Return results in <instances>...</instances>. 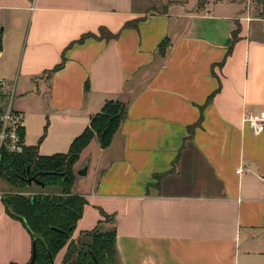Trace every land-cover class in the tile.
I'll return each instance as SVG.
<instances>
[{
  "label": "crops",
  "instance_id": "1",
  "mask_svg": "<svg viewBox=\"0 0 264 264\" xmlns=\"http://www.w3.org/2000/svg\"><path fill=\"white\" fill-rule=\"evenodd\" d=\"M263 10L244 0H0L1 33L31 20L19 65L22 96L49 94L43 109L25 106L48 125L40 156L67 153L107 101L127 105L111 145L95 138L80 155L89 180L73 191L86 201L74 238L115 227L118 264H264V133L244 122L264 110ZM136 20L116 40L68 49ZM31 257V236L0 194V264Z\"/></svg>",
  "mask_w": 264,
  "mask_h": 264
},
{
  "label": "trees",
  "instance_id": "2",
  "mask_svg": "<svg viewBox=\"0 0 264 264\" xmlns=\"http://www.w3.org/2000/svg\"><path fill=\"white\" fill-rule=\"evenodd\" d=\"M139 21L141 20L126 23L116 34L104 27L99 29L98 35L84 34L79 40L71 43L68 49L82 45L91 38L99 41L116 40L123 30L137 28ZM239 30L238 27L233 33V44L239 39ZM168 44L169 41L166 39L159 45L161 55H165ZM232 47L233 45L229 49V54L232 52ZM65 63L64 53L61 62L51 70L50 74L62 70ZM219 90L209 96L206 105L212 102ZM126 117L127 105L120 101L109 100L101 111L91 118L89 126L73 141L67 153L53 156L39 155V147L47 135V125L37 145L28 147L22 155L7 156L4 162V179L14 193L3 196V199L9 215L24 225L31 236L32 245L35 242V264H54L55 258L64 248H67V255L63 264H68L72 256L75 257L71 264H118L115 227L110 231H102L98 226L92 231L81 233L77 240L73 239L77 224L83 216L86 201L84 197L73 194L72 190L74 167L81 153L95 138L99 140L102 149L108 148ZM201 122L202 117L189 128L191 136ZM28 170L43 183L44 188L37 184H33L34 186H39L43 190L53 188L52 193L49 191L48 194L27 196L22 192L21 190L31 189L33 186H29L25 181ZM104 216L110 219L108 215L104 214Z\"/></svg>",
  "mask_w": 264,
  "mask_h": 264
},
{
  "label": "rangeland",
  "instance_id": "3",
  "mask_svg": "<svg viewBox=\"0 0 264 264\" xmlns=\"http://www.w3.org/2000/svg\"><path fill=\"white\" fill-rule=\"evenodd\" d=\"M263 0H244L245 2V7L248 12L258 14L262 12V3ZM32 2V1H31ZM264 11V10H263ZM18 14V13H17ZM22 18V16H21ZM23 21L20 20L18 23V26H8L6 28L5 32L1 33V28L0 26V36L4 35L2 38V51L3 52V57L0 59V78H3L7 80L10 84H14L16 81L15 85V98H14V111H22L26 114L29 113V110L25 107L27 104L35 105V107H40L43 109L46 106V103L48 101L49 94L48 92H44L46 94V97H41L37 98L34 96V94H29L28 96H22V86L24 82V77L22 72L20 71V61L23 59L24 55V44L26 45L27 38L29 36V32L31 29V20L30 18L25 19V23L23 24ZM16 57V62H14L13 69L10 70L7 67V62L12 61ZM5 71L9 72L8 77L3 74ZM30 89L32 91H35L34 86H30ZM36 111V110H35ZM28 112V113H27ZM42 123L40 120H38L37 117H27L26 122H25V128H26V140L28 144H38L39 139L44 135L45 132V124L43 127ZM40 127L42 128L43 133L41 134L40 138L36 142V137L39 133ZM48 132V129H47ZM43 143V142H42ZM34 146V145H33ZM89 161V155L84 154L82 159L75 165L74 167V181H73V190L76 191L77 186L81 185L83 181H88L89 179V169H88V164H86ZM87 168L88 175L83 176L80 174V172L84 169ZM13 189L9 186L8 182L4 178H0V194L2 196L9 195L12 192ZM24 192L27 196L29 195H40V194H45L48 192V190H43L39 186H32L31 189L25 188L24 190H21ZM102 231H110V227H104L102 226L100 228ZM80 243H86V242H80ZM70 264V263H68Z\"/></svg>",
  "mask_w": 264,
  "mask_h": 264
},
{
  "label": "built area",
  "instance_id": "4",
  "mask_svg": "<svg viewBox=\"0 0 264 264\" xmlns=\"http://www.w3.org/2000/svg\"><path fill=\"white\" fill-rule=\"evenodd\" d=\"M15 85L0 78V178H4V162L7 156L22 155L29 147L25 141V122L27 115L14 111ZM254 135L264 133V110L245 116Z\"/></svg>",
  "mask_w": 264,
  "mask_h": 264
},
{
  "label": "water",
  "instance_id": "5",
  "mask_svg": "<svg viewBox=\"0 0 264 264\" xmlns=\"http://www.w3.org/2000/svg\"><path fill=\"white\" fill-rule=\"evenodd\" d=\"M81 175L83 176H87L88 175V171L87 168L82 170L80 172ZM25 181L28 183L29 186H32L33 184H37L39 186H41L42 188H44V185L42 182H40L36 176L31 175L30 170H28V177L25 179ZM33 254H32V258L29 264H35V259H36V245L35 242H33Z\"/></svg>",
  "mask_w": 264,
  "mask_h": 264
},
{
  "label": "flooded vegetation",
  "instance_id": "6",
  "mask_svg": "<svg viewBox=\"0 0 264 264\" xmlns=\"http://www.w3.org/2000/svg\"><path fill=\"white\" fill-rule=\"evenodd\" d=\"M73 239H74V240H77L78 238L76 239V238L73 237ZM66 255H67V251H66V254H65V256H64L63 262H64V260H65ZM57 256H58V255H57ZM74 257H75V256H74ZM74 257L72 256V258L70 259L71 261H69L68 263L71 264V263H72V259H74ZM56 258H57V257H56ZM56 258H55V260H56ZM55 260H54V264H55ZM63 262H62L61 264H63Z\"/></svg>",
  "mask_w": 264,
  "mask_h": 264
}]
</instances>
